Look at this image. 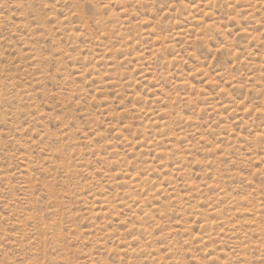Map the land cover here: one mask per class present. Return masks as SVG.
Segmentation results:
<instances>
[{
  "label": "rangeland",
  "instance_id": "rangeland-1",
  "mask_svg": "<svg viewBox=\"0 0 264 264\" xmlns=\"http://www.w3.org/2000/svg\"><path fill=\"white\" fill-rule=\"evenodd\" d=\"M0 264H264V0H0Z\"/></svg>",
  "mask_w": 264,
  "mask_h": 264
}]
</instances>
